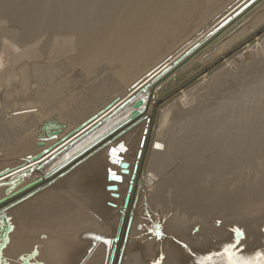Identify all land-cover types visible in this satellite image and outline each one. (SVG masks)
Returning <instances> with one entry per match:
<instances>
[{
	"label": "bare ground",
	"instance_id": "6f19581e",
	"mask_svg": "<svg viewBox=\"0 0 264 264\" xmlns=\"http://www.w3.org/2000/svg\"><path fill=\"white\" fill-rule=\"evenodd\" d=\"M251 1L0 0V210L12 226L1 260L109 264L116 246L115 264H229L223 248L239 240L232 258L257 264L264 1L200 48ZM136 111L146 119L130 127Z\"/></svg>",
	"mask_w": 264,
	"mask_h": 264
},
{
	"label": "water",
	"instance_id": "95a60500",
	"mask_svg": "<svg viewBox=\"0 0 264 264\" xmlns=\"http://www.w3.org/2000/svg\"><path fill=\"white\" fill-rule=\"evenodd\" d=\"M167 60H169V58L167 59ZM158 79V78H157ZM154 83V82H153ZM149 86V85H148ZM141 91H143V90H141ZM140 91V92H141ZM116 103V102H115ZM139 103V102H138ZM114 103H111L106 109H104L103 111H101L99 114H97V115H95L92 119H90V120H88L87 122H86V124H89L90 122H92L93 120H97V119H99V118H97V117H99L100 115H102L105 111H107L112 105H113ZM124 104H126V103H124ZM122 107V105L121 106H119L117 109H116V111L115 112H118L119 110H120V108ZM114 112V113H115ZM113 113V114H114ZM143 116V113L142 112H140V111H136V113L134 114V116H132V126H134L135 124H138V123H140L141 121H143V120H145L146 118H144V117H142ZM147 121L148 122H150V120H149V118H147ZM96 122V121H95ZM86 124H83L82 126H80L79 128H77L76 130H74L73 132H71V133H69L68 135H66L60 142H63L64 140H66V139H68V138H70V136H72V135H74L75 133H79V131L86 125ZM132 126H130V127H132ZM130 127H128V128H130ZM124 132V131H123ZM147 143V140H146V142H145V144L144 145H147L146 144ZM53 147L54 146H52L51 148H49L48 150H46V151H44L43 153H41L39 156H37V157H35V158H33V159H37V158H39V157H41L42 155H44V154H47L50 150H52L53 149ZM51 153V152H50ZM49 153V154H50ZM140 155H141V157H144V155H145V153H144V151L143 150H141V152H140ZM139 155V156H140ZM137 170H138V162L135 164V168H134V175H133V179L135 178V173L137 172ZM40 182H41V180L40 179H37V180H35V181H33V182H31V183H29L28 185H26L23 189H22V191H21V193H26V192H28V191H33L32 193H35V192H37V190H40L41 188H38V185L40 184ZM132 189H133V186H132V183H131V185H130V188H129V193L131 194V191H132ZM24 190V191H23ZM28 193H26L25 195H24V198H26L28 195H27ZM129 195V194H128ZM135 201H136V199H135ZM17 202H19V200L18 201H16L15 203H17ZM135 203V202H134ZM132 205V198L130 197V196H128L127 197V199H126V201H125V210H126V208H130V206ZM4 211H5V209H2V210H0V218H2V221L1 222H3V227H0V264H8V262H6L5 261V259L4 258H2L3 260H1V252H2V250L6 247V245L8 244V242H9V239H8V234L12 231V226L10 225V222H9V219H8V217H6V214L4 213ZM125 223H126V217H125V215H124V218H123V220H122V224H121V230L124 228V226H125ZM130 224V223H129ZM127 225H128V223H127ZM121 230H120V233L118 234V237L116 238V241H119L120 240V238H121ZM242 236H240V237H238V238H241ZM113 252H112V256H111V259H110V261H109V264H115V258H116V253H117V247L115 246L114 247V249L112 250ZM35 255H37L36 254V251H34V252H32V254L31 255H27L26 257H24V259H23V263L22 264H32V263H30V259L31 258H33V257H35ZM34 264H39V263H34Z\"/></svg>",
	"mask_w": 264,
	"mask_h": 264
},
{
	"label": "snow or ice",
	"instance_id": "6c2138e0",
	"mask_svg": "<svg viewBox=\"0 0 264 264\" xmlns=\"http://www.w3.org/2000/svg\"><path fill=\"white\" fill-rule=\"evenodd\" d=\"M157 148H161L162 145L157 144L156 145ZM127 148L124 144H119L118 147H113L111 149V157L113 159V163H122L121 158L119 156V153L122 152H126ZM109 175L113 178V179H119L120 177L117 176V174L115 172H109ZM3 222H0V227H3ZM237 237H240L243 235V233L241 232V230L239 228L234 229ZM95 239L97 240H101L103 239L100 236L95 237ZM105 244H111L110 240H104ZM237 244H239V240H237L236 244L233 243H228L224 248H223V253L228 254L229 256V264H252L251 261L249 260H244V259H239V260H235L232 258V253L236 250ZM185 247L187 248V245H185ZM258 260H257V264H264V254H257ZM211 259V257H203L201 258L197 264H208V261ZM161 260H163V257H161ZM156 264H160V261H156Z\"/></svg>",
	"mask_w": 264,
	"mask_h": 264
},
{
	"label": "rangeland",
	"instance_id": "374dc122",
	"mask_svg": "<svg viewBox=\"0 0 264 264\" xmlns=\"http://www.w3.org/2000/svg\"><path fill=\"white\" fill-rule=\"evenodd\" d=\"M260 1H264V0H252V1L249 3V6H247V7H245V8H242L241 10L237 11V12L232 16V18H230V20H229L230 22H229L228 24H226V25H223V26L219 27L214 33H212L207 39H205L204 42H202L200 48L203 49V48L207 45V43L210 42V41H211L216 35H218V34L220 33V31H221L224 27L230 25L231 23H233V22H235V21H238L240 18L243 17V15L246 14L247 10H248L250 7H253L254 5H256V4H257L258 2H260ZM251 20H252V19H251ZM247 23H248V22H247ZM241 25H242V24H241ZM241 25H239L237 31H240V30L242 29L243 26L240 28ZM246 25H247V24H246ZM244 27H245V26H244ZM237 31H236V32H237ZM234 33H235V32H234ZM235 34H237V33H235ZM235 34H232V35H235ZM232 35H231V36H232ZM218 36H219V35H218ZM231 36H229V38H230ZM229 38H227V39H229ZM219 46H222V44H219ZM219 46H218V47H219ZM214 51H215V52H214ZM209 53H210L211 55H212V54H215V53H216V48H215L214 50H212L211 52H209ZM210 54H208V55L206 54V55L204 56V57H206V58H204L203 61L209 59V57L211 58V55H210ZM209 55H210V56H209ZM214 56H216V55H214ZM201 62H202V61H200V62L197 61V63L195 64L196 67H195V66H193V67H192V66L189 67L188 70L191 69V70H189V72H190V71H192V72H193V71H194V72L197 71V69H198V65H200V64L203 63V62H202V63H201ZM198 63H199V64H198ZM197 64H198V65H197ZM218 64L220 65V62H219ZM194 68H195V69H194ZM213 68H215V66H214ZM213 68H212V69H213ZM204 75H205V73H202V76H204ZM202 76H201V77H202ZM115 77H116V76H115ZM198 79H200V77H198ZM198 79H196V80H198ZM175 80H176V79H175ZM178 80H179V79H177V81H178ZM196 80H194V82H195ZM173 81H174V80H173ZM181 82H182V81H181ZM175 83H177V82L175 81ZM185 83H186V82H185ZM185 83H182V84H181V83L179 82V84H175V89L178 88V87H180V90L178 89V92L181 91L182 89H184V88L188 85L187 83H186V84H185ZM188 83H189V82H188ZM168 85H170V84H168ZM177 85H178V86H177ZM165 89H166V90H165ZM175 89H174V90H175ZM162 90H163V91H162ZM164 90H165V91H164ZM161 91H162V92L160 93L159 97L157 96V101H158V100H161V99L165 98V96L170 95V94H172L173 92H175V91H172V92L170 91V93H169L168 86H166V87H164L163 89H161ZM167 92H168V93H167ZM165 101H167V100H165ZM163 103H164V102H163ZM131 119H132V117H130L129 120H127V122H126L127 124H128V122H130V123L128 124L129 126H131V125L133 124V123H131V122H132ZM126 123H125V126L127 125ZM85 159H86V158H85ZM72 169H73V168L69 169V170H68L67 172H65L64 174H67V173H68L69 171H71ZM64 174H63V175H64ZM63 175H62V176H63Z\"/></svg>",
	"mask_w": 264,
	"mask_h": 264
}]
</instances>
